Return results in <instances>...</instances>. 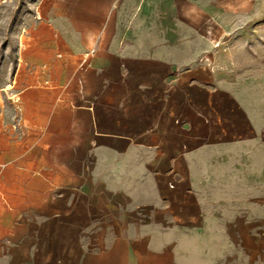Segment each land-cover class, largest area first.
Returning <instances> with one entry per match:
<instances>
[{
	"label": "crops",
	"instance_id": "crops-1",
	"mask_svg": "<svg viewBox=\"0 0 264 264\" xmlns=\"http://www.w3.org/2000/svg\"><path fill=\"white\" fill-rule=\"evenodd\" d=\"M20 15L0 264H264V0Z\"/></svg>",
	"mask_w": 264,
	"mask_h": 264
},
{
	"label": "rangeland",
	"instance_id": "rangeland-1",
	"mask_svg": "<svg viewBox=\"0 0 264 264\" xmlns=\"http://www.w3.org/2000/svg\"><path fill=\"white\" fill-rule=\"evenodd\" d=\"M34 1L36 0H6L4 21L2 22L1 17L0 23V62L4 61L3 69L4 71H6L7 79L11 77L16 61V33L20 30V27L22 25L23 27L26 26V24H23L21 22L20 14L22 13L23 15H25L26 13H28ZM5 97L6 98L2 100L0 96V162H4V152H6L7 158L14 157V141L16 138L31 139L32 137L29 135L22 134L15 136L14 130H17L20 126L21 108L18 103V99L16 100L15 97H9V93L6 92ZM5 127L8 128V145L6 150L4 146Z\"/></svg>",
	"mask_w": 264,
	"mask_h": 264
}]
</instances>
